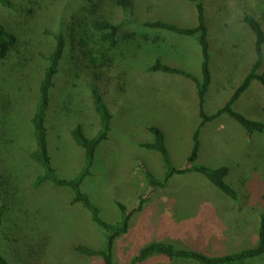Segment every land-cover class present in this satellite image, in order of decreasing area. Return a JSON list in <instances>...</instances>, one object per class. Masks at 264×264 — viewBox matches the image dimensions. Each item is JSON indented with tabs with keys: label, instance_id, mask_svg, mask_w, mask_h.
Here are the masks:
<instances>
[{
	"label": "rangeland",
	"instance_id": "obj_1",
	"mask_svg": "<svg viewBox=\"0 0 264 264\" xmlns=\"http://www.w3.org/2000/svg\"><path fill=\"white\" fill-rule=\"evenodd\" d=\"M11 1L9 7L0 3V21L16 36V44L0 59V144L13 142L0 146V254L10 264H102L100 256L74 249L78 244L103 248L106 232L81 204L72 203V190L48 181L34 186L43 168L29 157L37 147L30 116L46 58L59 34L66 45L46 119L48 151L57 176L74 178L84 166V149L72 138L71 129L80 124L89 138L100 129L91 97L95 87L112 118L108 138L98 145L81 190L108 223L121 219L117 202L130 208L140 195L148 196L141 211L132 215L128 231L115 240L114 264H128L141 247L160 240L207 256L257 245L264 215V133L248 134L227 114L201 129L196 163L227 167L225 181L235 190V200L196 172L176 174L166 187L150 193L140 169L144 166L157 178L164 174L160 153L139 146L153 141L148 126L164 133L174 167L187 164L200 122L196 85L184 76L147 68L160 60L201 79L202 49L196 35L144 23L161 20L194 27L195 2L128 0L124 7L119 0ZM239 3L264 31V0H203L211 73L204 109L209 114L228 101L256 57L255 36L236 8ZM94 19L123 23L114 47L101 40L91 24ZM262 50L257 73L264 71V44ZM16 90L31 99L28 108L11 110L7 97ZM232 106L264 122V87L253 80ZM140 264L198 263L154 254ZM246 264H264V253Z\"/></svg>",
	"mask_w": 264,
	"mask_h": 264
},
{
	"label": "trees",
	"instance_id": "obj_2",
	"mask_svg": "<svg viewBox=\"0 0 264 264\" xmlns=\"http://www.w3.org/2000/svg\"><path fill=\"white\" fill-rule=\"evenodd\" d=\"M190 1L195 2L196 6V26L184 28L161 20L146 21L144 25L149 28L165 29L182 35H196L197 42L202 49L201 79L196 78L191 73L186 72L183 69L166 65L160 60H156L154 64L147 68V71H162L178 74L193 80L197 90L200 122L193 132V144L187 158V164L183 168H176L171 164L168 149L165 143V135L162 130L156 126H148L147 129L152 134H154L153 141L139 143V146L145 149L155 150L160 153L164 166V174L161 178H157L144 166L141 165L140 169L147 179L150 193H152L151 191L155 189L166 187L172 176L176 174L196 172L205 176L215 187H217L231 199L235 200L237 198L235 190L225 181V177L228 174L227 167L221 166L213 169L196 163L200 149L199 137L202 127L207 122L212 121L221 114H227L235 119L242 127L245 128L248 134H253V132L264 133V122L249 119L242 113L236 112L232 106L233 103L240 97V95L250 86L253 80L258 81L264 87V71L262 73H257V69L261 65L263 57L262 46L264 44V31L257 18L245 13V8L239 7L242 5L241 3L236 5L237 10H239L242 15V20L254 33V50L256 57L250 71L244 77L242 82L235 88L228 101L216 112L209 114L204 109L205 95L211 83L210 49L207 38L205 7L203 0ZM118 2L124 7H126L128 4V0H119ZM0 3L7 7L13 6L11 0H0ZM91 24L96 31L100 32V38L102 41L107 42L111 47L116 45L117 35L123 23H113L107 20L94 19L92 20ZM15 44L16 36L14 33L10 32L0 21V59H5ZM55 44L56 45H54L53 50L46 58L47 64L43 70V74L38 85L37 98L30 116V122L33 127L34 138L37 147L29 154V157L35 161H38L43 168V172L36 177L34 186L37 187L48 181L57 187L70 188L73 192L72 203L81 204L90 213L91 220L106 232V239L103 248L94 249L84 244H78L74 247V249L77 252L88 256H100L102 259V264H114V242L121 234H124L128 231L132 215L138 211H141L144 203L147 201L148 196L147 194L140 195L138 197L137 204L130 208L121 202H117V206L121 211V219L116 223H108L100 217L99 208L91 201L90 197L81 190V183L86 176L90 175V167L92 165L98 145L108 138L110 120L112 118V114L104 102L102 95L95 87L91 88V97L94 109L100 117V129L96 135L90 138L87 137L85 133H83L80 124L75 125L71 129L72 138L84 149V166L81 172L74 178L64 179L57 176L56 170L51 164V158L48 151V131L46 119L50 108L51 89L55 83L54 78L59 72V65L63 58L66 45L62 35L59 34L55 36ZM8 95L7 103L11 110L21 111L30 106L31 99L23 91L16 90L10 92ZM9 144H13V142H4V144H0V146H7ZM3 215L4 202L0 194V226L2 224ZM263 253L264 215H261L258 228V242L257 245L252 248H245L237 252L228 253L221 256H207L197 251L176 248L171 243L160 240L151 242L141 247L137 251L136 255L128 262V264H140L154 254H161L170 260L173 258L189 259L196 261L198 264H246L247 259L261 255ZM0 264L10 263L0 254Z\"/></svg>",
	"mask_w": 264,
	"mask_h": 264
},
{
	"label": "crops",
	"instance_id": "obj_3",
	"mask_svg": "<svg viewBox=\"0 0 264 264\" xmlns=\"http://www.w3.org/2000/svg\"><path fill=\"white\" fill-rule=\"evenodd\" d=\"M205 191H206V190H205ZM207 193H208V192H207ZM213 196H214V195H213ZM203 200H204L205 205H208V198H207V199L205 198V199H203ZM219 201H220V202H219ZM218 202L221 203V200H218ZM223 203L226 204L224 201H223ZM211 206H212V205H211ZM225 206H227V205H225ZM225 206H223V207H225ZM210 211H211V210H210Z\"/></svg>",
	"mask_w": 264,
	"mask_h": 264
}]
</instances>
